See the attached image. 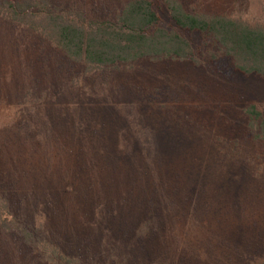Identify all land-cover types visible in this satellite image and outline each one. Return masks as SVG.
I'll return each mask as SVG.
<instances>
[{
    "label": "trees",
    "instance_id": "obj_1",
    "mask_svg": "<svg viewBox=\"0 0 264 264\" xmlns=\"http://www.w3.org/2000/svg\"><path fill=\"white\" fill-rule=\"evenodd\" d=\"M260 5L244 17L182 0H120L106 14L84 0H0V21L51 55L36 54L21 99L0 90V264H264V116L253 103L231 140L257 149L251 160L205 148L165 158L128 138L109 149L54 89L59 65L72 88L141 61L264 80Z\"/></svg>",
    "mask_w": 264,
    "mask_h": 264
},
{
    "label": "rangeland",
    "instance_id": "obj_2",
    "mask_svg": "<svg viewBox=\"0 0 264 264\" xmlns=\"http://www.w3.org/2000/svg\"><path fill=\"white\" fill-rule=\"evenodd\" d=\"M84 1L87 7L96 6L95 11L103 9L106 14L109 7L120 0ZM182 1L198 11L235 12L244 17L258 16L260 4L264 5V0ZM156 10L160 26L171 29L173 24L166 8L162 6ZM37 53L46 60L51 56L35 41L33 34L0 21V90L4 99L16 96L21 99L28 90L37 66L34 62ZM45 66L46 70L50 69L46 62ZM62 67L56 66L55 70L57 96L77 105L74 114L76 119L83 121L80 125L88 128L91 126L88 121H91L92 127L97 126L94 134L103 137L109 149L128 138L132 141L126 148L130 146L134 150L144 146L165 158L182 157L186 151L202 148L218 151L221 160L228 151H239L250 160L257 153V149L241 141L233 144L231 140L238 138L242 128L243 106L253 103L264 116L262 79L235 74L226 80L207 64L194 69L188 64L141 61L131 67L84 78L78 76L76 85L70 88ZM81 70V67H74L72 73L76 75Z\"/></svg>",
    "mask_w": 264,
    "mask_h": 264
}]
</instances>
